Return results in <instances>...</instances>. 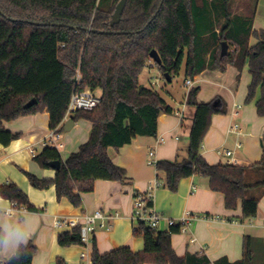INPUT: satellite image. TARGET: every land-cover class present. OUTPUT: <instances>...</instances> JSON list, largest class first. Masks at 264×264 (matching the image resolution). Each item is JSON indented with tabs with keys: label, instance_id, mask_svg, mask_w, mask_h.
Here are the masks:
<instances>
[{
	"label": "trees",
	"instance_id": "trees-1",
	"mask_svg": "<svg viewBox=\"0 0 264 264\" xmlns=\"http://www.w3.org/2000/svg\"><path fill=\"white\" fill-rule=\"evenodd\" d=\"M121 1L0 0V144L7 147L22 138L4 126L21 118L47 112L50 129H59L78 87V74L81 90L100 97L98 108L77 111L71 117L74 122L92 124L87 143L66 160L50 148L35 157L43 170L60 163L55 178L25 173L34 189L53 186L58 200L66 199L75 208L81 207L82 195L92 193L97 181L130 182L125 169L110 159V148L120 150L139 137L155 138L159 117L174 114L159 93L140 83L154 61L153 51L161 59L156 68L172 81L183 67L186 82L206 70L225 73L234 66L241 73L248 68L251 84L246 104L260 92L256 110L264 118V30H254L257 0L248 15L232 13L233 0H127L120 23L112 27ZM223 42L230 48L224 57ZM199 93L196 87L187 95L186 106L194 114L185 160L159 161L156 169L165 174V187L173 193L183 179H207L209 189L223 195L228 211L236 210L241 202L239 221L249 222L256 218L264 197V148L261 161L249 167L209 164L201 155L202 144L213 116L227 110L220 98L199 103ZM33 99L37 104L26 109ZM0 196L28 212H40L13 183L0 186ZM147 206L151 209L153 201ZM135 223L133 236L144 239L143 252L123 247L103 255L94 240L92 264H211L206 256H177L172 236L182 232L180 225L159 232L148 223ZM81 238L78 227L60 234L58 243L64 248L82 246ZM244 242L241 261L230 263L222 258L214 264H264L263 241L247 237ZM36 252L29 242L17 256L21 264H32ZM56 264L67 263L58 258Z\"/></svg>",
	"mask_w": 264,
	"mask_h": 264
},
{
	"label": "crops",
	"instance_id": "crops-1",
	"mask_svg": "<svg viewBox=\"0 0 264 264\" xmlns=\"http://www.w3.org/2000/svg\"><path fill=\"white\" fill-rule=\"evenodd\" d=\"M254 44L251 40V45ZM152 64L149 69L156 68L153 62ZM250 84L248 68L241 73L234 66H229L225 73L206 70L193 80V86L185 93L183 101L177 100L174 95L170 96V103L164 99L175 111L174 114H162L159 117L155 138L139 137L120 150H108L112 162L125 169L130 182L119 184L97 181L92 193L82 195V205L79 208L73 207L66 199L58 200L53 186L47 190L34 189L25 174L30 173L41 179L55 178L54 170H43L34 160L43 152V140L51 131L49 114L45 112L4 123L8 131L19 133L22 138L7 147L0 144V186L10 183L19 186L31 205L40 210L37 213L27 211L31 214L32 236L29 242L37 248L32 264H56L58 258L67 264H92L93 243L87 246L61 247L58 243L59 235L72 230H56L54 223L56 219L82 221L84 216L96 210H101L106 216L117 215L114 220L106 221L112 224L111 231L97 229L93 236L101 254L123 247L130 248L134 253L143 252L144 239L133 236L136 226L133 219L134 199L137 194H149L150 185L155 182H159L161 187L153 191V206L149 212L163 217L158 225L159 232L170 229L169 220H175L179 224L185 217H200L189 221L185 232L172 236V247L179 258H186L188 255L206 256L211 264L222 258L235 263L243 259L245 238L250 237L264 243V197L260 200V211L256 218L241 223V202L236 210L228 211L223 195L212 192L207 179L200 176L183 179L178 191L173 193L165 187V174L159 172L155 165L149 164L151 151L155 154L156 163L185 160L194 114L186 106V100L189 91L196 87L200 88L197 98L199 103L206 104L220 98L227 110L224 115L213 116L201 148L203 158L211 165L226 164L227 158L219 156L217 151L232 150L240 166L249 167L259 163L264 148V118L259 117L256 110L260 92L255 101L246 104ZM68 120H64L58 129L64 144V149L60 151L63 160L88 142L92 130L91 123L81 120L73 121L75 124L66 132L65 123ZM161 139L164 140L163 143L160 142ZM31 151H35L37 155L33 156ZM0 202L11 208V202L1 196ZM13 212L19 213L16 210ZM0 259L6 263L10 260Z\"/></svg>",
	"mask_w": 264,
	"mask_h": 264
},
{
	"label": "built area",
	"instance_id": "built-area-1",
	"mask_svg": "<svg viewBox=\"0 0 264 264\" xmlns=\"http://www.w3.org/2000/svg\"><path fill=\"white\" fill-rule=\"evenodd\" d=\"M154 63V62H153ZM155 65V63H154ZM153 66L151 63L149 67ZM81 82H82V77L81 74H78L77 76V89L73 94L70 107L68 108L65 120L70 119L75 112L77 111H92L95 108H98V106L101 104L100 97L97 93H94L91 90H81ZM186 85L188 87L193 86V81L189 80L186 82ZM160 142H164L163 139L160 140ZM43 147L45 148H50L54 149L57 151H61L64 149V144L61 142V134L57 130H51L49 134L45 137L43 140ZM238 148H241V145L237 146ZM31 154L33 156H36L37 154L35 151H31ZM217 154L219 156H224L227 158V163L228 165H238L236 159H235V153L232 150H218ZM150 160L149 164L150 165H155L156 166V161H155V154L154 152H150ZM161 184L159 182H155L150 185V193L147 195H139L135 196L134 199V216L133 219L134 221H141L148 223L150 227L153 229H158V225L160 221L163 219L162 216L156 214V213H150L149 211L151 210L150 207L147 206L148 201L152 200L153 197V191L156 189L160 188ZM12 211L16 210L19 213L25 212L27 210L26 208H19L16 203H11V208ZM115 216H106L101 210H96L92 214H88L84 216L82 221L74 220V219H56L54 223V228L56 230H63V229H69L73 230L75 228H80V234H81V241L83 243V246L90 245L94 241V235L97 231V229H103L105 231H111L113 226L111 223H107L106 221L109 220H114ZM204 218H209V217H204ZM200 219V217H185L183 218L180 223L178 224L175 220H169V226H181V231L185 232L187 224L189 221L197 220ZM83 257L85 255L83 254ZM0 264H6L5 260L0 259Z\"/></svg>",
	"mask_w": 264,
	"mask_h": 264
},
{
	"label": "rangeland",
	"instance_id": "rangeland-1",
	"mask_svg": "<svg viewBox=\"0 0 264 264\" xmlns=\"http://www.w3.org/2000/svg\"><path fill=\"white\" fill-rule=\"evenodd\" d=\"M255 5V0H233L232 13L250 14ZM254 30H264V0H257V12L254 23ZM255 42V40H253ZM230 51V48L228 52ZM157 68L144 70L140 77V83L143 87L153 90L165 99L168 103L171 102V95H174L177 100L183 101V96L190 89L186 85L184 67L180 75L175 77L172 83H167Z\"/></svg>",
	"mask_w": 264,
	"mask_h": 264
},
{
	"label": "clouds",
	"instance_id": "clouds-1",
	"mask_svg": "<svg viewBox=\"0 0 264 264\" xmlns=\"http://www.w3.org/2000/svg\"><path fill=\"white\" fill-rule=\"evenodd\" d=\"M31 214L15 213L0 202V257L11 259L31 239Z\"/></svg>",
	"mask_w": 264,
	"mask_h": 264
},
{
	"label": "water",
	"instance_id": "water-1",
	"mask_svg": "<svg viewBox=\"0 0 264 264\" xmlns=\"http://www.w3.org/2000/svg\"><path fill=\"white\" fill-rule=\"evenodd\" d=\"M127 0H122L116 7V11L113 15V19L111 22V26L114 27L116 25H118L121 21L123 12L125 10V6H126ZM228 50H229V46L226 42L222 43V50H221V56L224 57L228 54ZM151 59L154 60L153 62L157 65H161V59L159 54L156 51H153L151 54ZM165 80L167 83H171V77L166 74L164 75ZM35 104H37V100L33 99L31 100L26 106L25 108L28 109L32 106H34ZM215 106H217V103H215ZM75 123L73 122L72 119H69L66 123H65V131L69 132L71 130V128L73 127ZM51 168L52 170L56 171L60 168V163L59 162H55L51 164ZM22 262V258L20 256H15L13 258H11L6 264H21Z\"/></svg>",
	"mask_w": 264,
	"mask_h": 264
}]
</instances>
